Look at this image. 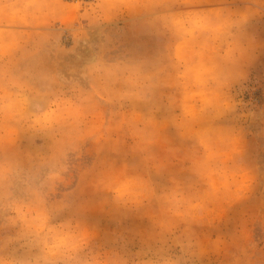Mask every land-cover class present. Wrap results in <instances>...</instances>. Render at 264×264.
<instances>
[{"label": "rangeland", "instance_id": "rangeland-1", "mask_svg": "<svg viewBox=\"0 0 264 264\" xmlns=\"http://www.w3.org/2000/svg\"><path fill=\"white\" fill-rule=\"evenodd\" d=\"M0 264H264V0H0Z\"/></svg>", "mask_w": 264, "mask_h": 264}]
</instances>
